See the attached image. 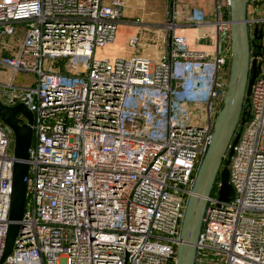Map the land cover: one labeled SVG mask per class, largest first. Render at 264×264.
<instances>
[{
    "label": "built area",
    "instance_id": "1",
    "mask_svg": "<svg viewBox=\"0 0 264 264\" xmlns=\"http://www.w3.org/2000/svg\"><path fill=\"white\" fill-rule=\"evenodd\" d=\"M212 2L211 19L196 7L189 18L216 26L213 55L172 33L152 60L95 55L113 43L123 0H0V34L25 30L16 52L0 57L11 72L0 101L33 114L21 228L3 264H174L228 74L227 0ZM247 18L251 37L255 28L262 37L252 47L250 114L227 165L233 196L219 199L217 181L207 197L195 264H264V0H249ZM163 28L174 32L171 7ZM18 72L33 73L34 83L14 85ZM13 144L0 120V257Z\"/></svg>",
    "mask_w": 264,
    "mask_h": 264
},
{
    "label": "water",
    "instance_id": "2",
    "mask_svg": "<svg viewBox=\"0 0 264 264\" xmlns=\"http://www.w3.org/2000/svg\"><path fill=\"white\" fill-rule=\"evenodd\" d=\"M248 2L249 0H227L231 51L225 92L215 117L209 143L199 159L185 201L174 264H195L197 244L208 205L207 197L215 183L217 181L220 183L217 190L219 199L227 201L233 196L232 186L228 182L227 165L232 154V146L240 133L238 125L244 123L250 114L247 96L257 69L255 60H251L252 47L256 46V42L262 37L257 28L253 31V37L250 35ZM0 120L12 130L15 158L9 223L0 257V264H3L12 251L21 228L26 197L27 159L33 135V114L22 103L8 106L0 101Z\"/></svg>",
    "mask_w": 264,
    "mask_h": 264
},
{
    "label": "crops",
    "instance_id": "3",
    "mask_svg": "<svg viewBox=\"0 0 264 264\" xmlns=\"http://www.w3.org/2000/svg\"><path fill=\"white\" fill-rule=\"evenodd\" d=\"M170 1L123 0L124 6L121 19L117 23L115 39L113 43L104 48H112L114 51L110 54L106 53L105 56L129 57L132 54H138L156 60L166 48H169L172 33L186 35L190 47L213 55L216 48V26L212 22L195 24L189 18L191 8L196 7L203 10L211 19L213 15L212 0H172V6ZM168 7H171L175 12L174 32L166 31L163 28ZM220 11L223 16H226L227 6L224 3ZM131 36L139 37V44L135 48L128 45V39ZM164 37L166 41H164ZM15 50V46L7 47L0 43V57L13 55ZM5 81L0 79V82Z\"/></svg>",
    "mask_w": 264,
    "mask_h": 264
},
{
    "label": "rangeland",
    "instance_id": "4",
    "mask_svg": "<svg viewBox=\"0 0 264 264\" xmlns=\"http://www.w3.org/2000/svg\"><path fill=\"white\" fill-rule=\"evenodd\" d=\"M117 33V32H116ZM24 35V27L22 24H16V31L12 35H5L3 33L0 34V43L5 44L7 47L15 46L16 50L19 47L22 37ZM15 50V52H16ZM114 49L108 48L101 51L100 49H97L95 51L96 56H105L106 53L110 54L113 53ZM51 61V60H50ZM66 59H58L55 60V66L59 65L62 69L66 64ZM10 70L2 67L0 65V79L1 80H8V77L10 75ZM35 76L33 73L30 72H18L15 74L14 78V85L16 86H23V85H30L34 83Z\"/></svg>",
    "mask_w": 264,
    "mask_h": 264
},
{
    "label": "trees",
    "instance_id": "5",
    "mask_svg": "<svg viewBox=\"0 0 264 264\" xmlns=\"http://www.w3.org/2000/svg\"><path fill=\"white\" fill-rule=\"evenodd\" d=\"M226 17H228V10H227V14H226Z\"/></svg>",
    "mask_w": 264,
    "mask_h": 264
}]
</instances>
